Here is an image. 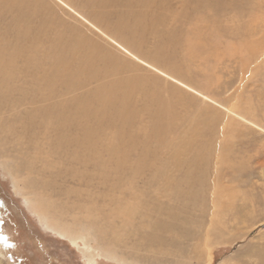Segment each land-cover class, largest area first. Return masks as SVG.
Returning a JSON list of instances; mask_svg holds the SVG:
<instances>
[{
  "label": "rangeland",
  "instance_id": "1",
  "mask_svg": "<svg viewBox=\"0 0 264 264\" xmlns=\"http://www.w3.org/2000/svg\"><path fill=\"white\" fill-rule=\"evenodd\" d=\"M73 1H34L23 38L15 12L0 16V50L18 59L0 103V264H264V0H224L220 14L195 10L199 0L149 9L140 52L166 57L153 69L96 28L91 0ZM72 31L137 65L120 77L142 80L126 121L111 119L120 103L104 119L90 111L110 79L71 84L79 63L53 62ZM79 101L91 116L78 115Z\"/></svg>",
  "mask_w": 264,
  "mask_h": 264
},
{
  "label": "bare ground",
  "instance_id": "2",
  "mask_svg": "<svg viewBox=\"0 0 264 264\" xmlns=\"http://www.w3.org/2000/svg\"><path fill=\"white\" fill-rule=\"evenodd\" d=\"M34 1L39 2V0H17L15 5L10 3L9 1H5L3 4L0 3V16H1V14L4 15V16L10 15L12 11L16 13V18H15V21H14V24L16 26L14 25V27L18 31V35L21 36L22 38L25 36L24 34L27 33V31H28V24L30 23V19L34 18L35 17L34 15H36L38 13V11H39L40 3H38L37 6H35V4H33ZM179 1L183 5H185V7H188V8L191 7L192 3H194V0H179ZM73 2H75V0ZM170 2H171V0H91L90 1V3H91L90 5L94 6L93 10H95V11L99 10L100 12H102L100 14H96L94 16V18H93V23L96 25V28L98 27L97 29L102 32V31H104L103 30L104 26H107L106 27V31H109L111 34H106L105 35L104 32H102L105 36H107L119 48H121L126 53V55L129 54V57H132V58H134V60L138 61L139 63L146 64L147 67L149 66V67H151L153 69V66L152 65L150 66L147 63L153 64V62H154V64H155V62H162V61H164V57L165 56L162 54L164 57L163 56H160V58L159 57L158 58L157 57H153V56L146 57L143 54H141V52H140V49H142V47L144 46V44H143L144 43L143 39L145 38L144 36L150 35V33L153 32V29L149 28L148 23H147L149 20L150 21L153 20L152 19L153 16H151L150 11H148V10L149 9L152 10L153 7L159 8L163 4L168 5ZM172 2H173V0H172ZM223 2H224V0H199L197 2V5H195L196 6L195 10H198L203 5V6L209 7L215 14H220L219 11L222 12V10L224 8H226L225 3L223 4ZM233 3H234L233 0L229 1V4H228L229 7H232ZM108 8H113L114 13L118 14L117 15L118 16V21H117V24H115V25L111 24V22H110L111 16H109V13L106 12V11H102L103 9H108ZM143 9L144 10L146 9L147 12L144 13L142 11ZM202 12H204V11H202ZM153 14H154V12H153ZM173 17H176V16H173ZM32 26H33V24H32ZM10 27H11V24L9 22H7V24H6V31H7L6 35L8 34V32H10ZM72 32H74V31H72ZM72 32H71V36L69 34H65L64 36L62 35L63 37H61V39H60L61 40L60 42L62 44L61 43H57L56 48H54L53 55L51 56V58L53 59V62L54 63H62V64L64 63V66L66 67V70H67V68L73 69V68H71L72 67L71 65H73V66L75 65L76 66V64H74L75 61H77L79 63V65H78L79 68L77 69L78 73L75 75V77H73L74 79H72L73 82L71 84H75L76 81L79 82L83 78L88 80V77H91L93 79H97V78H100V76H102V78H100V81L103 78L104 79H107V78L110 79V81L109 82L106 81V83H103L101 81L102 83L99 86L98 90L95 91V92L93 91V94L95 93L93 96H94V99H96L95 102L97 104V108L94 111L90 109V111L94 112V116H96L97 119H99V120L100 119H104V117H106V115H107L106 114L107 109L110 108L111 106L117 105L116 103H120L121 106L118 107L119 109L116 110L115 115L112 114L113 116L112 117L109 116V118L111 117V119L112 118L114 119L115 116H116V118L119 119L120 122L123 121V120L126 121L125 111L126 112L129 111L127 105L130 102V100H131V94L136 93V91L138 89V86L140 85V82L142 83V80H140L135 75H131V78H128V79L120 78V77L125 71L132 72V73L135 72L136 71V67H134V66H137V65H135L134 63H132V65H130V64L122 61L124 59H122L121 57L119 58L118 54L112 53V51L111 52L106 51L107 49L105 50L101 46L103 44H99L98 43L99 44L98 45V44H96L97 42L95 43V42L90 41L89 39H87L86 34L85 35H81L80 33H76V32H74V34H73ZM40 39H42V38H40ZM189 42H190V40H189ZM177 43H179V41L176 39V40H174L173 45L176 47ZM194 43H195V41H194ZM6 45H8V43H6L5 46ZM33 46H35V45H33ZM41 47H43V46H41ZM190 47H191V50L196 48L195 45L192 44V43L190 44ZM27 51L29 52V50H27ZM39 51H42V50H39ZM141 51H143V50H141ZM6 53H7V51H6ZM40 55L42 56V54H40ZM39 56H37L38 57V61L41 62V59H40ZM16 57H17L16 55H13V54L11 55L10 53L9 54L7 53V54L3 55V50H0V77L2 78V79L0 78L1 79V81H0V103H2V100L4 98H6V96L9 97V94L11 92V89L9 91V88H7V86L5 85V82H6L5 76L7 74L8 64H10V63L12 64L13 61H16V62L18 61V59ZM37 57L36 58H32V59H34V61H35L37 59ZM129 57H127V58H129ZM6 61H7V63H6ZM45 62L47 64V61H45ZM23 66H24V64H23ZM160 66H162V65H160ZM14 68H16V67H14ZM21 71H23V70L21 69ZM12 73H13V71H12ZM100 73H101V75H100ZM161 73H162V71H161ZM4 74H5V76H4ZM70 75L72 76V73H70ZM54 76H56V75H54ZM162 76H164V75H162ZM19 77H20V75H19ZM157 78L159 79V77H157ZM104 79H103V81H104ZM49 81H50V79H49ZM96 81H98V80H96ZM184 85H182V86H184ZM188 85H190V84H188ZM42 87L38 83H36V87H35V91L36 92L35 93L40 92ZM44 88H42V89H44ZM156 90H158V89H156ZM193 91H195V90H193ZM161 92H164V91L161 90ZM160 94H162V93H160ZM89 95L92 96V94H89ZM156 95H158V94H156ZM177 96H178V94H177ZM88 98H90V96H88ZM83 100H85V99H83ZM93 100H92V102H94ZM157 103H158V114L160 115L159 117H163L162 114H166L167 105L169 103L166 104L165 100H162L161 98H159ZM78 105L80 107L78 109H75V111L77 110L76 112L78 113L79 116L84 117V115H87V113H89L88 110H89V107H90L91 103H87V102L85 103L84 101H79ZM2 108H3V103H2ZM73 112H74V110H73ZM73 112H71V113H73ZM92 112H90V113H92ZM75 113H73L72 115H74ZM90 113L88 114V117L91 116ZM98 113H100V116H99ZM76 114H75V116H76ZM64 115H68L69 116V113L64 114ZM65 117H67V116H65ZM154 121H155V125H157L158 130L163 131L164 128L162 127V120L156 118ZM123 125H125V124H123ZM123 125L121 126V128L123 127ZM118 128L120 129L119 126L117 127V129ZM99 129L100 128H97V130H99ZM93 131H94V129H93ZM87 132L88 133L86 134V137L87 136L89 138L92 137V132L91 131H87ZM90 132H91V134H90ZM93 133L96 134V131L93 132ZM95 134H93V135L95 136ZM97 135H98V132H97ZM156 136H158V135H156ZM118 150L119 149H116L114 152L117 153V152H119ZM114 152H113V155H114ZM122 161H123V159H122ZM39 215H41V213H39ZM43 221L46 222V224H48L47 225L48 227L54 228V229H58V231H62L63 232V229L58 228L56 225H52V222L49 221V220H46L45 217H44ZM112 258H114V257H112Z\"/></svg>",
  "mask_w": 264,
  "mask_h": 264
}]
</instances>
